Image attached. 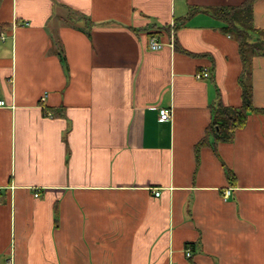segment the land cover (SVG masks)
Segmentation results:
<instances>
[{
	"label": "crops",
	"instance_id": "0c3cea01",
	"mask_svg": "<svg viewBox=\"0 0 264 264\" xmlns=\"http://www.w3.org/2000/svg\"><path fill=\"white\" fill-rule=\"evenodd\" d=\"M244 1L0 0V264H264V55L211 130L245 74L213 11Z\"/></svg>",
	"mask_w": 264,
	"mask_h": 264
},
{
	"label": "trees",
	"instance_id": "16d2710c",
	"mask_svg": "<svg viewBox=\"0 0 264 264\" xmlns=\"http://www.w3.org/2000/svg\"><path fill=\"white\" fill-rule=\"evenodd\" d=\"M253 2L245 0L240 6L216 8L213 14L225 23L224 29L239 44L244 73L249 72L250 55H264V29L256 28L253 24ZM255 33V34H254ZM244 74H241V78ZM242 103L240 106L218 104L211 130L217 140L229 141L235 131L242 127L250 112L256 108L253 105L252 86L241 80Z\"/></svg>",
	"mask_w": 264,
	"mask_h": 264
},
{
	"label": "built area",
	"instance_id": "2783aa9c",
	"mask_svg": "<svg viewBox=\"0 0 264 264\" xmlns=\"http://www.w3.org/2000/svg\"><path fill=\"white\" fill-rule=\"evenodd\" d=\"M149 46L152 50H160L165 46V43L163 41H161L160 39L153 37L150 40ZM195 75H196V78H198V79H205V78L210 77V70L207 68H201L196 72ZM45 98H46V94L42 97V100H44ZM5 105H6V101L0 99V107L5 106ZM159 113H160V118L162 120H170L172 118V115H173L172 108H168V107L160 108ZM229 193H230V191L226 192V196H228ZM160 194H161L160 190L155 192L156 196H160ZM35 195L38 196L39 194L35 193ZM188 254H189V252H188Z\"/></svg>",
	"mask_w": 264,
	"mask_h": 264
},
{
	"label": "rangeland",
	"instance_id": "374dc122",
	"mask_svg": "<svg viewBox=\"0 0 264 264\" xmlns=\"http://www.w3.org/2000/svg\"><path fill=\"white\" fill-rule=\"evenodd\" d=\"M242 79H243L244 83H247L249 80V74H244Z\"/></svg>",
	"mask_w": 264,
	"mask_h": 264
}]
</instances>
